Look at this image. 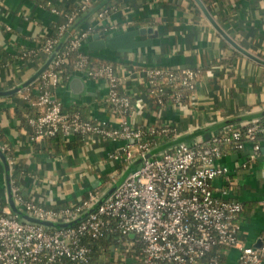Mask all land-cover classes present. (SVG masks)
Returning <instances> with one entry per match:
<instances>
[{"label":"crops","instance_id":"crops-1","mask_svg":"<svg viewBox=\"0 0 264 264\" xmlns=\"http://www.w3.org/2000/svg\"><path fill=\"white\" fill-rule=\"evenodd\" d=\"M81 1L0 0V127L6 138L0 141V196L20 217L27 215L14 197L15 186L25 199L59 208L80 201L89 190L103 197L140 160L137 155L125 157L124 148L135 154L132 137L97 136L80 148L53 154L43 148L45 138L32 139V132L14 115L15 107L26 99V89L35 96L33 81L50 55L32 50L61 20L63 10ZM200 1L210 16L197 0H91L78 17L84 15L77 28H104L102 34L139 26L157 31L151 44L131 50H91L87 42L94 33L90 32L81 45L115 66L120 87L132 102L126 120L132 129L143 130L151 155L181 141L203 143L228 125L242 126L264 117V0ZM101 5L109 11L98 19L95 13ZM135 38L144 39L146 34ZM158 65L196 67L199 72L188 100L164 105L160 114L144 88L146 69ZM106 93L104 79L78 70L53 90L63 108L86 107L84 117L117 127L119 113L105 100ZM217 160L228 170L213 179V188L244 203L239 234L244 243L255 246L264 232V140L259 151L253 152L247 144L221 153ZM223 254L222 264H238L236 248L228 247ZM257 264H264V258Z\"/></svg>","mask_w":264,"mask_h":264},{"label":"built area","instance_id":"built-area-1","mask_svg":"<svg viewBox=\"0 0 264 264\" xmlns=\"http://www.w3.org/2000/svg\"><path fill=\"white\" fill-rule=\"evenodd\" d=\"M90 2L82 0L77 9L62 14L57 37L46 38L32 50L47 54L54 52V55L34 86L36 93L32 104L38 106L39 113L27 116L32 127L30 137L34 139L56 131L69 137L76 131L86 130L95 133L89 140L97 136L111 139L132 137L135 154L128 148L123 151L128 160L134 155L139 156V163L97 205L100 193L94 190H89L80 201L55 208L25 199L15 186L14 197L21 211L27 216L50 221L49 224L20 217L19 212L12 210L0 196V264H55L62 258L75 264L86 260L92 242L106 233H111L125 249L141 242L143 255L139 264L194 263L220 245L238 250V264H257L264 258V232L259 247L244 243L235 220L244 209V203L223 196L224 191L223 195L217 194L213 179L228 170L217 160L222 153L220 142L238 139L242 134L251 140L257 131L264 130L263 121L255 117L243 128L224 127L222 133H214L206 143L188 144L181 141L159 154H148L150 141L143 137V130L132 129L126 120L132 102L130 95L120 87L113 63L84 68L89 53L81 49V45L91 27H75L68 32L62 46L55 50L60 38L88 9ZM47 4L50 6V3ZM51 10L59 13L57 7L51 6ZM108 11V6L101 5L95 17L103 18ZM72 49L77 50L74 70L87 77L106 81L105 100L119 113L117 127L92 124L77 112L63 108L62 102L54 97L52 90L61 82L55 65L64 60L66 52ZM159 73L158 67L150 66L145 76L152 77ZM167 80L173 90L171 96L175 98L174 103H181L176 85L194 88L197 72L185 67L178 73L170 71ZM161 89L158 87L152 91ZM28 90L26 97L33 92ZM162 108L164 105L157 106L158 114ZM251 141L249 145L252 151H259L260 142ZM246 144L239 141L236 146L243 149ZM113 156L117 158L119 154ZM213 262V257L206 260L207 264Z\"/></svg>","mask_w":264,"mask_h":264},{"label":"trees","instance_id":"trees-1","mask_svg":"<svg viewBox=\"0 0 264 264\" xmlns=\"http://www.w3.org/2000/svg\"><path fill=\"white\" fill-rule=\"evenodd\" d=\"M77 8H78V4L69 5L63 10L62 14H67ZM59 22L54 23L50 32H48L47 34H45L43 37L40 38L39 44H42L46 40V38H56L57 37ZM97 31L98 32L100 31L101 33V32H104V29L99 28V27H91L89 29L90 33H95ZM76 53H77V50L75 49L67 51L64 60L59 62L57 65H55L56 69L59 70V73L61 75V80H64L65 78H67V76L72 71H74L75 63L77 60ZM88 53H89L88 63L84 65L85 69L91 68V67H97L101 64L109 62L108 60L101 58L98 55L90 51ZM155 67H158L160 69L159 74L152 76V77L145 76L144 88H145L147 99L149 100L150 103H153L155 106L170 105L174 103L175 98L171 96V93L173 92V90L171 89V85L169 84V81L167 80V74L170 71L178 73L180 69L185 68V67L171 68V67L160 66V65L155 66ZM188 68H193L197 72V76H198L199 72L196 67H188ZM37 79L38 77L33 81L32 85L34 86L37 85L38 83ZM158 87H162L161 91H156V92L152 91ZM176 87H177L176 91L180 92V100L182 102L187 101L193 88L181 86L179 84H177ZM28 91L29 90L26 89V93H28ZM33 93L34 92H30V94L27 97H25L26 98L25 101L22 104L17 105L14 110V115L20 118L21 123L26 126V129L28 130V132H32V127L27 122L28 121L27 116L28 115L36 116L39 113L38 106L36 104H32V101L35 99V96L33 95ZM70 111L77 112L82 119L88 120L92 124L103 126V127L107 126L106 122H102L98 119H94L93 117L91 118L84 117L86 115V107L74 105L72 110ZM258 118L264 123V117H258ZM244 126L245 125H242L239 127L243 128ZM223 131L224 129L218 131L217 134H220ZM92 134L94 135L95 133L89 130L76 131L71 136L67 137L63 135L62 132L56 131L53 134H46L42 136V138H45V141L43 142V148L45 150L50 149L51 153L53 154H58L66 149L80 148L85 145V143L89 140ZM251 140L254 142H260L261 144V141L264 140V130L257 131ZM251 140L248 137H246L244 134H242V136L238 139L231 138L230 140H222L220 142L221 152L223 153L229 150L238 151L239 149L236 146L237 142L245 141L247 144H249V141ZM0 141L1 142L6 141V138L2 132L1 127H0ZM206 142H208V139L203 143H206ZM241 212H239L235 218L237 222L239 220V214ZM225 249L226 247L221 246V245L215 246L211 250H209L202 258L197 259L194 263H187V264H207L206 260L207 258H210V257H213L215 259V262H213V264H222L223 257H224L223 253ZM142 255H143V245L141 242H136L130 248L125 249L120 243L116 242L114 236L111 233H106L104 236L92 242L91 250L89 252L88 258L86 260L77 262L75 264H113L115 260H121L123 264H139ZM55 264H73V263L69 261L68 259L62 258L59 262Z\"/></svg>","mask_w":264,"mask_h":264},{"label":"water","instance_id":"water-1","mask_svg":"<svg viewBox=\"0 0 264 264\" xmlns=\"http://www.w3.org/2000/svg\"><path fill=\"white\" fill-rule=\"evenodd\" d=\"M201 7L203 8V11L207 16H210L204 5L200 0H197ZM84 17V15L80 18H78L69 28L68 31L64 33V35L60 38L58 41L55 50L59 49L63 42L65 41L66 36L68 35V32L73 30L78 23L81 21V19ZM213 20V19H212ZM140 34H146V38L144 39H136L135 37ZM157 34V31L152 28V26H139L131 29H125L121 32L118 33H106L102 34L100 32H96L91 35V39L88 40V48L91 50L94 49H103V48H108L110 50H116V51H122V50H131L132 47L136 46H141V45H147L152 43V37ZM54 52L51 53L46 61V63L43 65L41 69L37 72L36 76L39 75L42 70L46 67V65L49 63L51 58L53 57ZM103 197H101L97 202L96 205L103 200ZM10 205L13 207L12 202H10ZM92 209V208H91ZM91 209L85 212L88 213ZM84 214V215H85ZM29 218L30 220L33 221H38V222H44V223H51L50 221L46 220H40L36 217H30V216H25ZM262 239L259 238L258 243L255 244V246L259 247L261 245Z\"/></svg>","mask_w":264,"mask_h":264},{"label":"rangeland","instance_id":"rangeland-1","mask_svg":"<svg viewBox=\"0 0 264 264\" xmlns=\"http://www.w3.org/2000/svg\"><path fill=\"white\" fill-rule=\"evenodd\" d=\"M114 262H115V264H122L121 262H118L117 260H115Z\"/></svg>","mask_w":264,"mask_h":264}]
</instances>
